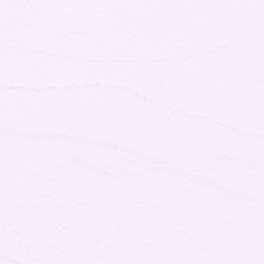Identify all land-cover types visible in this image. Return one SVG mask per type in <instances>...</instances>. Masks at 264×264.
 <instances>
[{
	"label": "snow or ice",
	"instance_id": "obj_1",
	"mask_svg": "<svg viewBox=\"0 0 264 264\" xmlns=\"http://www.w3.org/2000/svg\"><path fill=\"white\" fill-rule=\"evenodd\" d=\"M0 264H264V0H0Z\"/></svg>",
	"mask_w": 264,
	"mask_h": 264
}]
</instances>
